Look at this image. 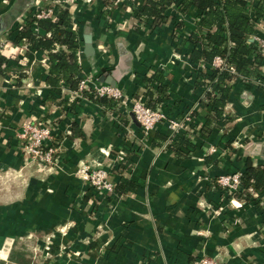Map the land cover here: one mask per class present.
<instances>
[{"label":"crops","instance_id":"1","mask_svg":"<svg viewBox=\"0 0 264 264\" xmlns=\"http://www.w3.org/2000/svg\"><path fill=\"white\" fill-rule=\"evenodd\" d=\"M109 2L0 0V53L10 61L0 73V264H193L200 257L264 264V200L246 190L231 195L216 182L242 173L248 158L264 167V77L256 85L232 82L221 120L206 136L190 137V154L177 156L168 142L151 146L156 133L169 137L167 123L142 138L123 108L106 115L64 83L60 94L53 93L46 81L48 51L14 40L24 16L67 8L70 30L82 38V72L119 75L116 86L125 96L142 94L145 102L154 86L145 78L162 72L166 97L157 108L177 117L198 102L194 120L202 127L209 110L200 98L209 87L199 73L205 71L187 58V40L173 42L175 13L165 10L157 26L149 17L145 27L134 14L138 5ZM190 11L178 28L194 27L197 12ZM33 32L50 34L35 25ZM85 34L92 37V56L83 53ZM37 122L55 128L58 152L44 170L24 153L19 137L25 125ZM210 146L219 153L208 154ZM119 152L126 158L115 164ZM82 164L112 169L116 184L137 188L100 195L81 178ZM231 199L241 205L234 207Z\"/></svg>","mask_w":264,"mask_h":264},{"label":"trees","instance_id":"2","mask_svg":"<svg viewBox=\"0 0 264 264\" xmlns=\"http://www.w3.org/2000/svg\"><path fill=\"white\" fill-rule=\"evenodd\" d=\"M254 1H257L256 5H253ZM172 2L181 11L187 12L193 9L198 15H201V19L196 23L195 31L186 39L191 46L187 56L191 62L196 63L202 59L210 65L213 58L219 56L225 58L246 80L252 76H258L257 68L262 65L264 60L257 53L256 46L253 43H248V38L254 31V22L264 18V0H144V3L135 9V16L139 23L144 16L145 18L152 16L154 25H160L165 20L166 7ZM71 21L68 9L63 8L56 11L54 18L31 17L25 25L20 29L17 27L14 32L16 43L24 40L36 50L48 51L50 65L46 81L50 90L55 94L61 93V83L68 85L71 89H76L78 85L80 65L77 61V51L81 49L82 38H78L76 33L70 30ZM179 24L180 22H174L176 28L179 27ZM33 25L45 33H50V36H36L33 32ZM172 37L174 38L173 42L177 44L175 42L177 36L173 33ZM228 42L232 45L229 46ZM55 44L65 46L66 50H54ZM9 65V59L0 53V73H4ZM199 73L202 80L212 90V92H206L207 101L203 102L208 108L209 114L202 127L198 128L194 120L189 129L195 132L193 135L206 136L213 122L222 118L223 107L235 77L228 71L216 69H208L206 72L200 71ZM165 77L166 74L155 72L145 78L148 84L151 83L157 89L154 92L152 91L154 86H151L152 88L145 92V96L148 98L145 103L152 110H156L159 102L166 97ZM49 99L52 100L54 97L50 95ZM89 100L107 109L115 104L112 100L99 98L94 94H89ZM193 135L188 132L187 135L178 134L168 139L166 136L156 133L151 146L153 148L160 147L168 141L167 147L174 154L177 156L188 155L190 154L189 147H193L190 142V137ZM185 150L187 152H184ZM243 170L241 178L244 186L252 184L255 189H264V167L253 166L248 158ZM135 188L137 185L133 182L115 186L118 193L135 190Z\"/></svg>","mask_w":264,"mask_h":264},{"label":"built area","instance_id":"3","mask_svg":"<svg viewBox=\"0 0 264 264\" xmlns=\"http://www.w3.org/2000/svg\"><path fill=\"white\" fill-rule=\"evenodd\" d=\"M256 2L257 1H254L253 5H256ZM124 3L127 5L135 4L141 6L140 2H135L134 0H131V2H128L126 0H110L109 7L116 5L122 6ZM167 9H171L175 13L174 22L176 21L184 23V21L187 19V16H189V14L191 13L190 10H188L187 12L179 10L178 6L174 2L170 3V5H168L165 10ZM55 13L56 10L54 7H52L39 12H34L33 14L28 16H24L18 24V29L25 25L26 21H29L31 17H35L37 19L54 18ZM148 19V17L145 18L144 16L141 19V24L146 27L148 25ZM200 19L201 15L196 14L193 19L194 27L191 29V31L188 28H175L174 35L177 36L175 42L178 44L186 40L190 36V34L195 31L196 23ZM74 31L76 32V27L74 28ZM248 43H253L256 46L257 53L264 60V18L254 22V31L249 35ZM228 45L231 46L232 43L228 42ZM1 47L2 45L0 44V52L2 51ZM58 47L59 45L55 44L54 50H57ZM80 55L81 49L77 51L78 64L80 63ZM188 64L193 67L192 63L189 62ZM195 67L205 72L208 71V69L228 71L233 77H235L234 81H241L246 85H249L252 82L255 83V85L256 83L260 84L262 77H264V61L262 65H259L257 68L259 70L258 76H252L247 80L243 75L238 74L235 68L231 64H229L225 58H221L219 56L214 57L210 65H208L204 60L201 59L200 61L195 63ZM78 79L79 80L77 88L72 91L74 95H78L79 97L89 100V94H94L99 98H105L114 101L115 104L112 108H103L104 113L106 115H110L113 109L123 108V110H125L126 112L133 114L139 124L142 138L144 136H148L152 131L158 129L161 123L168 124V128L170 131L168 139L178 134L187 135L189 132L193 135L195 133L194 131L189 129V127L194 121L193 115L198 107V102H196L193 106H190L187 110L183 111L179 116L169 117L161 108H157L156 110L150 109L143 100L142 94H139L133 100L129 99L125 96L123 91L118 86H112L108 83L100 82L95 74H87L86 72H82L80 70ZM206 92H212L211 88H207ZM200 100L207 101L206 95H202ZM54 129L55 128H53L51 122H37L25 125L23 127V131L19 134V137L25 141V144L22 147L24 153L34 164L39 167V169H46L50 167L54 163V160L56 158L58 149L56 146ZM125 132L127 136H130L131 128H126ZM207 153L218 154L219 151L215 146H210L207 149ZM125 158L126 155L119 152L113 158V162L115 164H122ZM79 173L83 181L100 195H108L114 192L116 183L111 176V174L113 173L112 169L107 170L100 165L82 164ZM241 175V172L223 175L220 176L216 180V182L217 184L225 188V190H227L231 195L239 190H246L253 198L258 200L260 199V202H263L264 189H255L252 184L244 186L242 184ZM230 203L234 207L241 205V203H237L232 199L230 200ZM48 248L49 247H47L46 249L48 250ZM193 264H218V262L208 257H200Z\"/></svg>","mask_w":264,"mask_h":264},{"label":"water","instance_id":"4","mask_svg":"<svg viewBox=\"0 0 264 264\" xmlns=\"http://www.w3.org/2000/svg\"><path fill=\"white\" fill-rule=\"evenodd\" d=\"M83 41H84V47H83V53L86 56H92L95 52L94 47L92 45V37L90 34H85L83 36ZM119 79V75L118 76H110L107 74H102L98 80L100 82H104V83H108L112 86L116 85L117 80ZM130 116L132 117V119L134 120V122L139 126L138 122L136 121L135 117L133 114H130Z\"/></svg>","mask_w":264,"mask_h":264},{"label":"rangeland","instance_id":"5","mask_svg":"<svg viewBox=\"0 0 264 264\" xmlns=\"http://www.w3.org/2000/svg\"><path fill=\"white\" fill-rule=\"evenodd\" d=\"M33 163V162H32ZM39 168V167H38ZM40 170H44V169H42V168H40Z\"/></svg>","mask_w":264,"mask_h":264}]
</instances>
